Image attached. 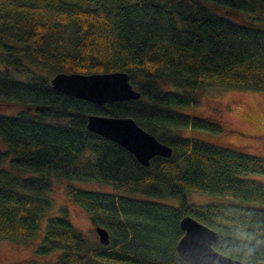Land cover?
Masks as SVG:
<instances>
[{
    "label": "trees",
    "instance_id": "obj_1",
    "mask_svg": "<svg viewBox=\"0 0 264 264\" xmlns=\"http://www.w3.org/2000/svg\"><path fill=\"white\" fill-rule=\"evenodd\" d=\"M210 1L242 16L218 15ZM117 70L139 98L97 105L48 81ZM216 85L264 89V0H0V96L24 106L0 113V238H33L43 222L34 253L53 260L27 264H183L175 242L185 214L202 222L234 209L264 225V182L245 177L264 174V156L175 131H223L195 110ZM89 113L130 116L172 153L142 165L88 130ZM52 175L112 187H65L94 224L112 223L108 244L90 243L66 206L49 213ZM190 192L228 199L197 203Z\"/></svg>",
    "mask_w": 264,
    "mask_h": 264
},
{
    "label": "rangeland",
    "instance_id": "obj_2",
    "mask_svg": "<svg viewBox=\"0 0 264 264\" xmlns=\"http://www.w3.org/2000/svg\"><path fill=\"white\" fill-rule=\"evenodd\" d=\"M207 8L218 14L225 15L231 19L238 20L242 13L238 10L228 9L216 2H205ZM24 106L14 103L0 96V113L13 115ZM195 110L204 116L221 121L224 127L219 133H211L201 129L189 127H179L175 131L179 135H194L207 140L228 144L243 150L264 156V89L252 90L241 87H228L216 85L205 90L200 94V103ZM4 145L0 140V150ZM25 175L38 176V173L27 172ZM245 177L255 178L264 182L263 173H248ZM50 196L53 206L50 208L51 215L58 214V208L66 206L69 218L79 231L87 238L90 243L99 242L95 232V225L90 218L89 212L84 208L70 201L65 187L67 182H72L84 189H100L111 191L112 187L102 182L94 180L73 179L66 180L63 177L52 175ZM189 199L193 202L202 203L215 200H226L221 196L190 192ZM161 200H164L163 198ZM169 199H166L168 201ZM104 226L111 237V231H117L112 223H97ZM43 230V222L40 232L30 239H1L0 238V264H27L31 258L36 259L37 263H50L54 255H36L34 248L39 243ZM32 264V263H31Z\"/></svg>",
    "mask_w": 264,
    "mask_h": 264
},
{
    "label": "water",
    "instance_id": "obj_3",
    "mask_svg": "<svg viewBox=\"0 0 264 264\" xmlns=\"http://www.w3.org/2000/svg\"><path fill=\"white\" fill-rule=\"evenodd\" d=\"M50 86L61 93L88 100L100 105L105 102L137 99L141 93L129 80L125 71L103 73L56 72L49 79ZM88 130L107 138L129 151L142 165L147 166L155 156L169 157L172 147L160 141L155 135L141 127L130 116H109L89 113L86 116ZM181 236L175 242V249L189 264H206L214 254L202 242L205 225L190 214L179 220ZM95 232L99 242L108 244V230L96 224ZM234 264H240L235 261Z\"/></svg>",
    "mask_w": 264,
    "mask_h": 264
},
{
    "label": "clouds",
    "instance_id": "obj_4",
    "mask_svg": "<svg viewBox=\"0 0 264 264\" xmlns=\"http://www.w3.org/2000/svg\"><path fill=\"white\" fill-rule=\"evenodd\" d=\"M241 215L238 210L228 209L200 217L205 225L202 242L214 254L206 264H264V225L242 219Z\"/></svg>",
    "mask_w": 264,
    "mask_h": 264
},
{
    "label": "bare ground",
    "instance_id": "obj_5",
    "mask_svg": "<svg viewBox=\"0 0 264 264\" xmlns=\"http://www.w3.org/2000/svg\"><path fill=\"white\" fill-rule=\"evenodd\" d=\"M211 2V1H210Z\"/></svg>",
    "mask_w": 264,
    "mask_h": 264
}]
</instances>
